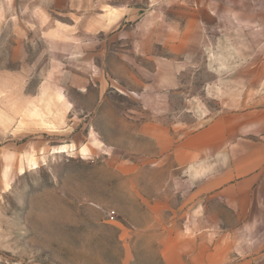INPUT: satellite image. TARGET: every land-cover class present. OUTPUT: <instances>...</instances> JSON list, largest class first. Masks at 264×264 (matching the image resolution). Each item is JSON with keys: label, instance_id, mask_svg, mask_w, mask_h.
Returning <instances> with one entry per match:
<instances>
[{"label": "rangeland", "instance_id": "374dc122", "mask_svg": "<svg viewBox=\"0 0 264 264\" xmlns=\"http://www.w3.org/2000/svg\"><path fill=\"white\" fill-rule=\"evenodd\" d=\"M141 1L0 0V264H158L140 230L155 166L140 169L139 125L178 137L218 106L198 88L210 73L143 91L159 68L141 53L157 50L140 40ZM143 93L169 101L143 107Z\"/></svg>", "mask_w": 264, "mask_h": 264}, {"label": "crops", "instance_id": "0c3cea01", "mask_svg": "<svg viewBox=\"0 0 264 264\" xmlns=\"http://www.w3.org/2000/svg\"><path fill=\"white\" fill-rule=\"evenodd\" d=\"M142 1L140 40L158 53H141L159 68L143 91L182 94L180 72L210 73L198 88L218 107L178 137L158 120L140 123L151 145L140 169L155 166L140 230L153 236L158 264H264V0ZM163 66L171 71L160 81ZM187 86L196 105L197 84ZM168 99L143 93L140 104Z\"/></svg>", "mask_w": 264, "mask_h": 264}]
</instances>
